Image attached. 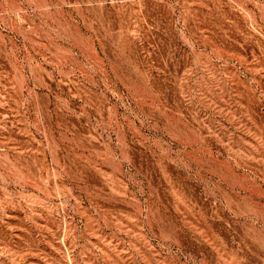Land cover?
<instances>
[{
    "label": "rangeland",
    "instance_id": "374dc122",
    "mask_svg": "<svg viewBox=\"0 0 264 264\" xmlns=\"http://www.w3.org/2000/svg\"><path fill=\"white\" fill-rule=\"evenodd\" d=\"M0 264H264V0H0Z\"/></svg>",
    "mask_w": 264,
    "mask_h": 264
}]
</instances>
